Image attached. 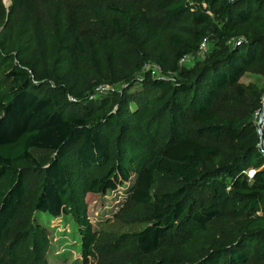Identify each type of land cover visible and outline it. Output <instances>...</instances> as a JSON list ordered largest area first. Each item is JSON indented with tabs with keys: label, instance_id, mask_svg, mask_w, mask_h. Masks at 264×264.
<instances>
[{
	"label": "trees",
	"instance_id": "16d2710c",
	"mask_svg": "<svg viewBox=\"0 0 264 264\" xmlns=\"http://www.w3.org/2000/svg\"><path fill=\"white\" fill-rule=\"evenodd\" d=\"M70 7L72 21L63 7L37 28L10 19L0 30V248L38 174L36 209L74 215L85 258L96 242L87 194L132 181L129 199L148 209L135 233L142 264H264V129L253 120L264 87L241 81H264V0ZM204 39L209 51L181 64ZM151 61L166 77L143 72ZM101 84L121 90L90 99ZM161 178L177 187L159 191Z\"/></svg>",
	"mask_w": 264,
	"mask_h": 264
},
{
	"label": "rangeland",
	"instance_id": "374dc122",
	"mask_svg": "<svg viewBox=\"0 0 264 264\" xmlns=\"http://www.w3.org/2000/svg\"><path fill=\"white\" fill-rule=\"evenodd\" d=\"M17 2L18 0H0V30L8 22L21 25L25 20L31 21L37 28L41 19L53 16L57 9L63 7L69 11L71 21L75 18L70 7L73 0H29L27 6L20 10L16 8ZM139 6L140 2L133 5L135 10ZM86 28L90 26L86 25ZM201 58L189 59L184 66L191 68ZM241 81L264 87L263 78L257 73L247 72ZM109 86V91L121 90V85ZM222 104L228 109L231 101L223 99ZM235 106L238 108L237 104ZM235 106L233 105V109H237ZM34 155L44 164L49 162L52 153L35 149ZM39 180L38 174L28 178V196L14 228L5 237L0 248V264H142L144 256L139 250L135 233L148 225V209L129 199L127 188L132 185V181L114 191L94 190L87 194V215L93 226L96 242L91 255L85 258L80 221L74 215L54 217L36 209ZM158 186L161 191L174 189L177 184L161 178ZM37 228H42L38 234ZM36 240H40L39 244L42 245H38Z\"/></svg>",
	"mask_w": 264,
	"mask_h": 264
},
{
	"label": "built area",
	"instance_id": "2783aa9c",
	"mask_svg": "<svg viewBox=\"0 0 264 264\" xmlns=\"http://www.w3.org/2000/svg\"><path fill=\"white\" fill-rule=\"evenodd\" d=\"M210 49V44L208 43L207 39H204L203 42L200 45V50L197 56L194 55H185L181 58L180 63L185 64L188 62L189 59H194L197 57H202L207 51ZM149 71L152 76L154 77H166V73L164 72V69L162 65L159 62H147L144 65L143 72ZM110 86L101 84L98 86V88L90 93L89 98L90 99H96L99 95L104 93L105 91L109 90ZM253 120L255 122V125L257 126L258 132L262 135L263 129H264V94L262 96L261 100V106L254 112ZM253 170H249L248 174H250Z\"/></svg>",
	"mask_w": 264,
	"mask_h": 264
}]
</instances>
